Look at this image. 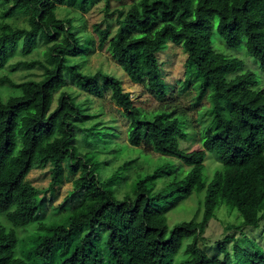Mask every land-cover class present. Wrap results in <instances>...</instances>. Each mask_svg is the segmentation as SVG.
<instances>
[{"label": "trees", "instance_id": "obj_1", "mask_svg": "<svg viewBox=\"0 0 264 264\" xmlns=\"http://www.w3.org/2000/svg\"><path fill=\"white\" fill-rule=\"evenodd\" d=\"M3 1L9 6L2 17L23 16L28 28L0 26V70L19 38L24 40V52L29 53L38 36L48 46L50 66L22 63L26 67L40 64L42 78L9 82L18 94L6 101L0 97V214L13 227L0 224V264H30L16 254V229L37 221L39 205L27 201L34 190L25 189L23 181L45 141L42 161L52 164L51 187L61 183L66 166L71 174L80 175L71 195L89 186L96 189L88 210L74 217L69 226L58 224L49 229L37 224L44 231L35 250L37 259H48L59 243L86 231L62 264H230L231 255L224 246H219L224 257L218 260L209 257L199 241L204 240L207 221L220 203L246 218L264 201V88L259 85L264 83V0H141L118 13L114 33L109 23L103 28L93 25L98 49L107 46L112 61L128 79L142 85L159 103L158 109L143 116L140 108L118 96L120 81L103 76L115 105L133 121L128 144L177 159L190 168L182 179L170 181L155 193L157 177L167 167L156 169L138 179L133 198L121 200L112 188L99 185L95 164L76 154L70 120L82 117L79 106L61 96L58 107L48 113L51 95L60 86L61 71L66 67L65 54H80L76 36L68 31L69 21L57 20L54 10L67 5L85 13L92 0ZM214 17L218 19L216 33L225 45L232 49L244 45L257 60L261 79L251 72L237 74L243 65L239 59L212 50ZM167 42L182 46L187 56L186 76L199 79L197 99L207 94L210 98L215 131L197 149L180 147L187 140L185 110L169 95L156 57ZM69 71L83 81L86 91L101 94L97 76L82 75L71 67ZM21 121L24 134L19 137ZM209 152L216 155L220 168L206 182L202 170ZM200 192L204 193L201 221L181 222L169 230L160 207ZM256 251L243 250L235 241L232 255L246 264H264V253L259 248Z\"/></svg>", "mask_w": 264, "mask_h": 264}, {"label": "rangeland", "instance_id": "obj_2", "mask_svg": "<svg viewBox=\"0 0 264 264\" xmlns=\"http://www.w3.org/2000/svg\"><path fill=\"white\" fill-rule=\"evenodd\" d=\"M141 0H92L85 13L67 5L57 6L54 16L59 21H69L68 31L76 36L78 42V56L66 57V67L61 71L60 86L52 93L48 113H52L59 105L61 96H68L75 105L79 106L82 117L71 119L72 130L75 133L74 147L76 154L85 158L90 164H95L99 185L112 188L118 199L133 198L135 184L139 178L152 174L156 169L167 167L157 177L154 192L161 191L170 181L182 179L190 170L179 160L163 156L147 148L131 147L128 142V132L133 124L121 108L117 107L103 76L109 75L120 81L121 90L118 96L140 108L144 115H149L159 107L144 90L143 86L132 83L125 72L112 61L106 46L98 49V37L93 31L95 23L105 27L111 24L112 32L116 29V21L120 11L126 12L132 4H139ZM9 6L0 0V26L8 24L12 28H28L26 18L14 15L3 18L2 12ZM215 28L211 37V48L214 52L222 53L229 58H237L242 62V67L237 74L251 72L258 79L262 78L257 60L249 55L244 45L236 49L228 48L216 33L217 17L213 18ZM60 39H57L59 42ZM48 49L42 37H36L29 53L24 52V40L18 43L6 64L0 70V97L6 101L10 96L17 95L9 82L20 83L27 80H40L43 68L40 64L49 65L46 51ZM161 77L166 84L169 95L175 99L185 110V124L187 140L180 142L184 150L200 148L203 140L215 131V126L210 115L209 96L198 100L199 82L197 78L189 79L185 74L187 56L180 44L167 42L165 48L156 55ZM39 62L31 67L22 63ZM50 66V65H49ZM86 76H97L100 95L90 93L83 88V81L71 74L69 68ZM264 88V83L259 84ZM66 103L69 102L66 101ZM27 114L25 118H29ZM141 118H143L141 116ZM22 121L17 126L19 137L24 134ZM45 141L37 151L34 164L23 181V187L34 193L27 201L38 203L37 221L26 227L16 229L18 237L17 256L27 260L30 264H62L71 253L74 246L85 235L86 231L77 236H71L67 242L59 243L51 256L46 260L37 259L35 250L41 243V232L37 224L42 223L47 228L58 224L69 226L70 221L78 214L88 210L96 187L89 186L83 191L71 195L73 184L79 174H71L65 166L61 183L51 187L52 164L43 162V154L47 146ZM220 168L218 158L213 152L207 154L204 161L203 178L209 182L213 173ZM204 193H193L188 198H176L160 207L166 218L168 229L175 225L195 220L200 222L203 214ZM0 224L7 229L13 228L0 214ZM47 231V234H50ZM203 241L199 246L211 258L223 260L224 254L219 250L222 245L230 253V264H246L241 259L232 255L235 241H238L243 250L254 253L258 248L264 253V201L254 213L248 217H241L237 211L224 204H219L207 221L203 234ZM186 242V241H185ZM257 252V251H256Z\"/></svg>", "mask_w": 264, "mask_h": 264}]
</instances>
